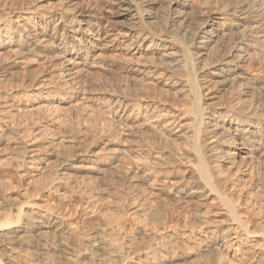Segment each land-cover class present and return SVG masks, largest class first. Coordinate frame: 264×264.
Returning a JSON list of instances; mask_svg holds the SVG:
<instances>
[{
	"label": "bare ground",
	"instance_id": "6f19581e",
	"mask_svg": "<svg viewBox=\"0 0 264 264\" xmlns=\"http://www.w3.org/2000/svg\"><path fill=\"white\" fill-rule=\"evenodd\" d=\"M63 2L61 6H54L51 0H19V7L5 10L2 6L0 49H6L5 52L15 55L18 58L15 62L17 64L23 63L25 59H33V56L37 59L38 55L49 57V60L50 57L55 59L54 64L58 66L57 77L62 86L68 87L70 83L78 82L85 72L92 71L101 64L100 61H104L106 69L116 68L119 76L131 78L140 85L151 88L153 91L149 90L151 93L141 91L144 94L137 95L134 105L131 104L132 100L123 94L117 96L111 94L106 97L109 102L106 107L112 110L113 114L119 115V124L125 128L120 129L122 130L120 133L126 135L133 131L134 127H142L152 129L158 140L170 144L174 151L183 149L180 143L182 139L189 138L191 145L185 149L183 153L185 157L175 156L173 160L171 159L170 166L158 164L156 169L151 166L152 170L149 165L139 162L133 172L134 177L139 180L134 181L135 184L144 185L152 177L150 183L154 179L160 183L163 181L159 186L156 182L158 186L156 192L159 195H167L171 188H175L174 194L178 199L187 201L200 200L202 192L206 189L208 194L213 195L212 201L218 199L225 206L230 216L231 228L237 229L245 222L252 224L257 216L256 211L255 216L249 209L244 210L247 208L244 205V209L241 207L243 210L239 208L244 216L241 215L238 210L240 206L237 207L232 196L227 194L234 187L225 185L220 188L221 184H227H223V181H231L232 178L230 180V176L225 174L223 176L222 173L220 175L221 169L217 165L220 170L217 171V166L213 162L217 158L218 161L223 160L226 154L228 156V152L240 159L248 158L251 163L264 158V0H63ZM204 7L206 8L203 10ZM202 13L205 15L199 19L202 23L198 22L195 32L189 31L191 33L188 36L185 18ZM174 27L177 30H174ZM226 36H231L233 41L224 43L223 40L226 38H223ZM7 59H2L1 63L12 65L13 61ZM97 62L100 63L96 64ZM127 79L124 81L128 82ZM46 83L40 78H33L31 86L44 89ZM67 87L58 95L57 93L50 95L49 91L42 90L40 95L35 94L36 96L29 100L51 98L69 100L73 88ZM161 87L167 92L187 95L190 107H174L176 105L171 102L172 105L169 104L171 110L168 108L165 110L161 106L162 103L172 101L176 96L173 99L171 98L173 94L164 96ZM217 90L225 92L221 100L224 102L220 101L217 107L210 104L209 106L203 97ZM12 94L14 97L17 93ZM179 115H186L188 119L181 120ZM105 141V144L110 143L112 139ZM112 143L116 147L112 149L110 155L106 154L109 156L110 164H121L126 160L132 168L135 160L143 159L141 155H149L152 162L156 159V153L149 150L152 146L149 148L145 144L142 145L143 143L134 142L122 148L118 147V143ZM26 148L29 154L27 157L32 163L55 156L53 150L49 148L44 150V147L37 144L30 143ZM75 151L76 161L90 163L91 171L98 169L101 162L97 152L89 153L80 145L79 147L77 145ZM177 154L179 155V152ZM188 154L193 155L195 160L193 161ZM66 160L68 158L63 157L62 161ZM40 169L41 166L37 165L33 170L18 172L23 180H27L30 176L32 179L38 174ZM237 170L238 168L234 173ZM4 172L8 175L6 172L9 170ZM97 173L104 175L101 168ZM28 182L30 181L26 183ZM28 189L29 187L22 185L24 193H27ZM1 197L0 264H24L26 258L33 260L35 253L29 251L33 247L45 250V243H42V240L46 239L58 240L60 250L66 243L72 247L78 246L74 229L66 217L49 210L33 209L34 205L29 203V197L18 199L13 194ZM191 223L193 222L186 225L190 226ZM248 228L245 227L240 233L241 239L247 241L260 237L264 240L263 227L256 231ZM111 232L105 223L98 226L94 231L93 240L89 243V252H79L73 259L60 253L59 257L57 256L58 264L81 262L93 264L95 254L102 255L107 260L114 258L123 261L124 256L117 243L107 240ZM137 233L144 232L137 228ZM151 237L147 245L145 243L141 248L142 255L129 264H166L175 258V255H170L171 248L168 246L170 244L153 241L155 238ZM61 238L67 239L66 242L61 241ZM218 241L219 239L216 243ZM14 253H20V257L23 258L19 256L16 258L13 256Z\"/></svg>",
	"mask_w": 264,
	"mask_h": 264
},
{
	"label": "rangeland",
	"instance_id": "374dc122",
	"mask_svg": "<svg viewBox=\"0 0 264 264\" xmlns=\"http://www.w3.org/2000/svg\"><path fill=\"white\" fill-rule=\"evenodd\" d=\"M18 1L0 0V17L3 7L5 10L17 7ZM51 2H53V5L55 4L54 6H61L64 3L63 0H51ZM6 6H9V8ZM191 16L192 18L195 16V18L192 20ZM191 16L185 18L188 36L191 33L189 31L195 32L196 26L200 22L202 23V20L199 19L204 18L205 15L202 13L201 15L194 14ZM196 18L198 21H196ZM230 37L226 36L223 38L226 39L222 40L224 43L225 41L229 43L231 40L233 41L232 37L227 40ZM4 50L7 51L6 49H0V192H2L0 196L3 198L4 195L5 198L9 194H13L18 199L29 197V203L34 205L33 209L39 211L49 210L64 218L66 217L68 223L74 229V237L78 243L76 247L66 243L65 247L60 250L58 240H42V243H45V250L33 247L29 252L35 253L34 259L21 260L23 263L25 262L24 264H58L57 259L60 253L73 259L79 252H89L88 246L94 238V231L103 223L112 231L107 236V240L114 242V244L117 243L124 257H122L123 261L120 259L114 260V258L113 260H107L104 256L95 254L93 264H129L134 262L137 257L142 255L141 248L145 246V243L147 245V242L152 239L151 236L155 238L153 241L158 240L166 245L170 244L168 245L172 249L169 248L170 255H175V258L166 264H264V240L260 237H254L246 241L241 239L242 234L240 235L245 227H249L248 229L251 231L264 228V158L261 159L262 161L251 163L248 158L240 159L237 155L228 152L226 158L220 161L217 158L218 160L215 159L213 162L215 166L218 165L221 169L222 172L217 166L220 175L222 173L223 176L225 174V176H230L229 179L232 178L231 181H223V184H227H221L220 188L225 185L234 187L231 192H226L228 196H232L234 204L237 207L240 206L238 210L241 215L242 210L245 208L244 205L247 207L244 210L249 209L250 213L254 215L257 213L254 224L245 222V224H242L243 226L237 227V231L236 228H231L229 224L230 216L225 206L222 205L223 203L218 199L212 201L213 195L208 194L206 189L202 192L200 200L187 201L178 199V196L174 194L175 188H171L167 195L163 194L165 196L159 195L156 188L163 184V181L160 183V181L154 179L150 183L152 177L144 185L135 184L134 181L139 180L134 177L133 172L139 162L149 165L150 168L152 166L154 169L158 168V164L170 166V162L174 157L184 156L185 149L190 148L191 145L189 138L182 139L180 142L183 148L181 149L182 152L179 149L174 151L171 149L170 144L158 140L152 129H143L142 127H134L135 129L133 128V131L129 132L130 134L123 135L120 133L122 131L120 129L124 127L122 128L119 124V115L117 113L113 114L112 110L110 111L106 107L109 105L107 104L109 95H126L133 101H131V104L134 105L137 95H142L144 91V93H148L149 90L152 91L151 88L140 85L131 78L127 79L122 75L119 76L116 68H114L115 70L106 69L104 61L100 60L101 64L96 66L100 63L97 62L92 71L85 72L80 79L81 81H78L79 83L73 82L68 87L66 85L62 86L63 84L57 77L58 66L54 64L55 59L50 57L51 60H49V57L38 55L37 59L36 56H33V59H25L23 63L17 64L15 62L18 61V58ZM9 55L11 59H7ZM2 59L13 61V64H2ZM14 59L16 60L14 61ZM41 75L44 76L41 77ZM33 78H40L45 83L47 81L48 84L46 83V85L48 87L46 86L44 89L34 88L31 86ZM124 79H127L128 82ZM71 86L73 89L70 88L71 96L69 100L55 98L29 100V98L35 97V94L40 95L42 90L43 92L44 90L49 91L50 95L56 93L58 95L66 87ZM161 90L162 94L164 92V96L173 94L172 99L176 96L172 101L162 103L161 106L165 110L167 108L171 110L169 107L172 105L171 102L176 105L174 107H190L187 95H181L178 92L172 93L173 91L167 92L162 87ZM13 92L17 93L14 97ZM224 93L222 90H217L209 96L204 95L203 99L206 104L217 107L218 104L224 102L221 101ZM179 118L187 120L188 116L179 115ZM110 139L112 141L107 142ZM156 140L160 141L161 144L158 142L157 144ZM104 141L107 143L105 144ZM112 142L118 143V147L122 148L134 142L143 143L142 145L145 144L149 148L152 146L151 149L153 150H149L156 153V159L152 162L149 155H141L140 157L143 159L140 161L134 158L135 162L134 165L131 164L132 168L126 160L121 162L122 165L120 163L110 164L107 155H110L113 152L112 149L116 147ZM30 143L44 147V150L48 148L53 150L55 156L47 160L41 159L36 160L34 163L30 162L26 148V145ZM152 143L153 145H150ZM77 145L78 147L80 145L83 150L89 153L96 154L97 152L98 159L101 162L98 169L101 168L104 175L98 174L96 168V170L92 169L91 171V168L89 169L90 163L74 159ZM177 152H179V155ZM63 157L64 159L68 158V160L62 161ZM189 157L193 161L195 160L193 155H189ZM85 163L87 165H84ZM116 164L117 166H115ZM37 165L38 167L41 166V171L39 170L38 174L32 179L30 176L29 179L31 180H23L19 176V172L33 170L34 166ZM153 168L151 169L153 170ZM237 168L238 170L234 173ZM8 170L9 172H6L8 175L4 174V171ZM1 173H3V176ZM27 181H30L28 182L29 185L26 183ZM156 182H158V186ZM201 183L203 182L201 181ZM22 185L29 187L27 193L23 192ZM52 185L54 186L51 187ZM53 190L56 192L54 193ZM57 195L61 197H57ZM245 201L249 202L246 203ZM141 207L145 209L143 210ZM262 213L263 215H261ZM154 216H157V218H154ZM149 217L154 218L153 221ZM190 222H193L190 226L186 225ZM137 228H140L144 233H137ZM218 239L220 242L216 243ZM66 240L61 238L63 242H66ZM13 256L18 258L20 253H14ZM78 264H83V262Z\"/></svg>",
	"mask_w": 264,
	"mask_h": 264
}]
</instances>
